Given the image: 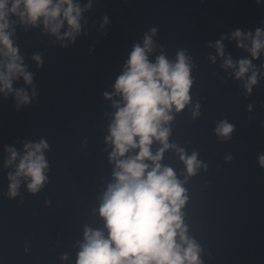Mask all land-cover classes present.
Masks as SVG:
<instances>
[{
    "label": "water",
    "instance_id": "95a60500",
    "mask_svg": "<svg viewBox=\"0 0 264 264\" xmlns=\"http://www.w3.org/2000/svg\"><path fill=\"white\" fill-rule=\"evenodd\" d=\"M86 15L87 35L68 49L52 47L39 31L18 30L39 97L20 111L11 98H0V264H75L83 226H101L91 211L111 179L104 139L110 102L103 93L111 91L132 45L153 26L170 59L178 49H187L196 65L190 95L193 104L199 100L201 116L193 120L188 110L177 116L172 142L189 154L197 151L208 165L207 172L201 170L186 185L189 203L184 209L191 234L204 248V264H264V169L257 160L264 154V76L245 98L241 83L227 78L222 59L207 47L227 36L226 55L248 56L231 33L264 28V0L259 5L256 0H100ZM104 15L110 18L107 36L99 30ZM35 52L44 53L43 69L31 60ZM209 55L217 56L215 64ZM253 63H264V53ZM15 86H24L23 81ZM249 104L254 105L251 114ZM221 119L235 125L229 142L214 135ZM41 138L51 149L45 153L49 183L37 195L22 185L20 196L9 199L7 174L12 169L3 167L5 146L22 151L24 140ZM229 153L233 160L226 163ZM165 163L178 175L184 167L171 152ZM64 253L68 261L60 260Z\"/></svg>",
    "mask_w": 264,
    "mask_h": 264
},
{
    "label": "clouds",
    "instance_id": "9594fccd",
    "mask_svg": "<svg viewBox=\"0 0 264 264\" xmlns=\"http://www.w3.org/2000/svg\"><path fill=\"white\" fill-rule=\"evenodd\" d=\"M99 2L0 0V98H11L20 111L39 97L35 75L17 41L18 30L39 31L52 47L68 49L78 37L87 35L86 14ZM256 3L259 5L261 0ZM109 24V16L104 15L99 30L105 36ZM158 33L159 29L153 26L132 45L111 91L103 93V99L110 102V111L104 114V139L111 179L100 190L98 207L91 211L102 224L83 226V238L75 244V264H204V248L191 234L184 209L189 203L186 185L201 170L207 172L208 165L200 160L197 151L189 154L185 147L172 142L177 116L185 110L193 120L201 116L199 100L193 104L190 95L196 65L187 49H178L170 59L165 47L157 43ZM226 39L229 37L222 36L207 47L214 48L222 59L220 68L228 73L227 78L241 83L242 94L251 97L264 76V63H253L260 61L264 53V28L257 27L254 32L238 28L231 33L230 39L237 48L248 54L242 58L226 55ZM208 59L215 64L217 56L209 55ZM31 60L43 69L44 53H33ZM20 81L24 86L16 87ZM253 111L254 105L249 104L248 112ZM235 131L234 124L221 119L216 122L214 135L221 142H229ZM50 150L44 138L24 140L22 151L5 146L3 167L12 169L7 174L9 199L20 196L22 185L32 195L44 190L50 171L45 153ZM170 152L184 166L179 175L165 163ZM232 160L230 153L225 156L226 163ZM257 160L264 169V154L258 155ZM45 203L51 206L50 201ZM30 251L26 245L25 252ZM60 260L68 261L69 254H62Z\"/></svg>",
    "mask_w": 264,
    "mask_h": 264
}]
</instances>
